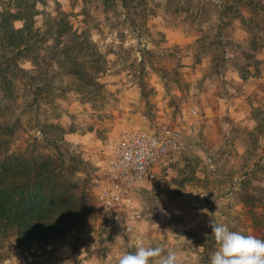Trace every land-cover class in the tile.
Wrapping results in <instances>:
<instances>
[{
    "label": "rangeland",
    "instance_id": "rangeland-1",
    "mask_svg": "<svg viewBox=\"0 0 264 264\" xmlns=\"http://www.w3.org/2000/svg\"><path fill=\"white\" fill-rule=\"evenodd\" d=\"M0 24V40L13 27L21 38L0 46L11 51L0 60V154L50 163L71 193L67 229L10 228L0 264H118L137 237L177 251L181 264H210V218L264 239V95L236 117L215 107L225 73L261 81L264 0H0ZM29 26L38 41L30 61ZM58 47L89 79L55 64ZM192 116L185 152L136 192L133 231L103 216L95 180L110 140L127 126L184 128Z\"/></svg>",
    "mask_w": 264,
    "mask_h": 264
},
{
    "label": "trees",
    "instance_id": "trees-1",
    "mask_svg": "<svg viewBox=\"0 0 264 264\" xmlns=\"http://www.w3.org/2000/svg\"><path fill=\"white\" fill-rule=\"evenodd\" d=\"M64 27L69 32L65 24ZM0 28H2L1 24ZM62 31L64 30H58L57 33ZM8 32L9 34H5L7 37L0 40L2 41L0 42L1 47H8L12 45L11 43L21 39L17 36L19 31L15 27ZM57 37L61 39L62 34H58ZM36 38L29 26V61L35 57L32 56V53L37 51L38 41L36 42ZM22 43L19 44L21 48L25 46ZM59 43L60 41L57 44ZM76 47L73 46L74 49L71 51L66 46L62 53L71 52V54L78 55L79 53L75 52ZM40 51H43V49L40 48ZM59 51L60 48L58 47L53 60L56 59L55 64L60 69L77 79L79 78V80L84 79L86 81V79H89L88 71L78 69L79 66L74 64L76 60L74 56H69V64L72 63L73 65L68 66V63L66 65L62 62ZM3 52L11 54L9 50L0 51V60L5 58V54H1ZM24 53L23 51L18 52L22 55ZM38 55L36 52V56ZM80 67L82 68V65ZM36 72L40 71L37 70ZM241 76L245 80L242 74ZM38 78L37 74L35 79ZM0 79L3 80L1 75ZM86 83L90 84L89 82ZM37 94L39 95V93ZM41 159H44V156L39 160ZM38 163L37 161L33 168L30 165L29 157L24 154H0V239L4 236H10V228H14L13 231L15 232L12 233H18V235L20 233L27 235L31 232L38 233L37 235L40 237H51L62 234V231L69 226L68 222L66 224L67 219H65V214L68 212L65 211H68L66 203L70 202L71 193L64 182H59L55 178L56 169L52 170L50 163L43 160Z\"/></svg>",
    "mask_w": 264,
    "mask_h": 264
},
{
    "label": "built area",
    "instance_id": "built-area-1",
    "mask_svg": "<svg viewBox=\"0 0 264 264\" xmlns=\"http://www.w3.org/2000/svg\"><path fill=\"white\" fill-rule=\"evenodd\" d=\"M193 119L186 118L184 128L164 121L159 129L127 126L119 130L106 146L95 180L96 202L103 216L114 224L124 222L127 231H133V222L140 217L136 192L142 184L155 181L185 152L186 134L196 125Z\"/></svg>",
    "mask_w": 264,
    "mask_h": 264
},
{
    "label": "clouds",
    "instance_id": "clouds-1",
    "mask_svg": "<svg viewBox=\"0 0 264 264\" xmlns=\"http://www.w3.org/2000/svg\"><path fill=\"white\" fill-rule=\"evenodd\" d=\"M209 227L217 245L211 253L210 264H264V239L233 231L227 224L212 219ZM134 247L135 251L125 252L118 264H181L177 251L169 249L165 253L159 246L147 245L141 237H137Z\"/></svg>",
    "mask_w": 264,
    "mask_h": 264
},
{
    "label": "crops",
    "instance_id": "crops-1",
    "mask_svg": "<svg viewBox=\"0 0 264 264\" xmlns=\"http://www.w3.org/2000/svg\"><path fill=\"white\" fill-rule=\"evenodd\" d=\"M230 75L232 76L230 77ZM223 79L228 80L227 85L226 86L219 85L215 97L216 99L215 107L221 108L220 112L222 113L223 116H227V117L231 115L233 117H236V115L240 116L239 113L241 111L239 110H242L245 106H248L250 109L253 108V105L258 103L257 100L260 99L262 95H264V74L261 77L260 83L251 87L243 84L244 81L241 79L239 73L238 74L234 72H229V74L225 73ZM227 87L230 93L225 96V94L227 93L226 92ZM239 94H241V97H239ZM260 185H262V183ZM209 221H211V218L209 219ZM166 227L169 226L162 225V229L163 228L168 229Z\"/></svg>",
    "mask_w": 264,
    "mask_h": 264
}]
</instances>
